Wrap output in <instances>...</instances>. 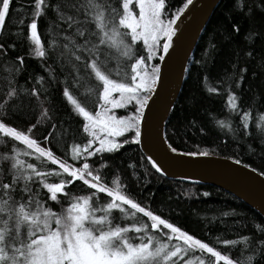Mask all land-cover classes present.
Returning a JSON list of instances; mask_svg holds the SVG:
<instances>
[{
    "label": "snow or ice",
    "instance_id": "obj_1",
    "mask_svg": "<svg viewBox=\"0 0 264 264\" xmlns=\"http://www.w3.org/2000/svg\"><path fill=\"white\" fill-rule=\"evenodd\" d=\"M133 3L138 15L130 8ZM191 3L192 0H187L169 18L166 0H120L118 6H113L110 0H32L30 22L25 25L26 39L33 46L30 52L45 60L51 57L66 67L71 83L64 87L62 94L75 114L82 118L81 130L87 136L83 147L80 144L71 146L73 160L83 158L87 161L94 155L112 154L125 144L141 143L145 109L156 91L161 74L160 64L152 61L157 56L160 61L165 59V55L158 53L169 52L176 35L173 26ZM235 7L242 5L237 2ZM49 10L53 13L49 29L55 38L49 39L46 49L38 33V19ZM9 11L10 0H0V33L5 31ZM19 23L24 25V19ZM232 31L239 32V26L233 24ZM255 35L250 32L246 39ZM138 41L142 42L146 55L136 54L133 46ZM3 48L4 45L0 44V49ZM16 59L23 63L22 58ZM126 67H130V73ZM244 71L240 69L241 74ZM43 79L40 77L37 82ZM241 79L242 75L236 80L237 86ZM82 84L85 87L81 95L95 97L94 110H89L70 93L69 87L78 88ZM207 90L217 91L215 87ZM17 94L12 81L8 80L0 110L6 109ZM31 95L39 99L37 89H32ZM129 105L134 111L127 115L114 113L115 109ZM228 106L232 110L238 107L236 96L231 92L228 93ZM248 115L244 113L245 121ZM41 118L50 119L43 107L37 124ZM260 121L264 122V115ZM217 123L221 127L226 126L223 121ZM35 127L33 124L25 132L0 120V134L31 150L23 152L24 155L35 154L41 163L48 161L59 169L41 171L33 163H27L25 167V162L18 159L21 152L15 147L11 149V155L0 156V160L8 164L4 177L8 182H0V191L3 192L0 197V264H238L168 219L141 206L127 194L119 177L106 183L100 172L106 167V162L94 170L89 162L74 167L58 159L52 150L41 147L29 135ZM243 127L247 130L248 124L245 122ZM257 127L264 133V125L257 124ZM44 140H49V137L45 136ZM169 149L177 152L171 144ZM183 154L208 156L210 153L189 151ZM149 163L155 172L163 175L156 162L149 160ZM235 163L240 164L241 161L237 159ZM64 174L67 178H61L59 182H46L48 176L63 177ZM32 181H38L46 190L48 200L56 203H61L58 194L67 195L65 189L73 181H82L93 191L88 195L75 196L66 208L62 205V210L57 213L33 199ZM18 187L28 195L27 202L13 200L12 191ZM98 194H104L107 202L101 204L94 199ZM203 195L209 194L205 192ZM33 203L35 207H32ZM114 212L120 213V219L125 222L123 225L114 223ZM137 214H142L147 220L137 222ZM257 230L264 234V228L257 226ZM219 242L229 246L243 244L248 248L252 254L247 257L246 264H253L255 257L264 258V240L258 241L260 247L248 236ZM196 252L201 255H195ZM203 254H208V258L205 259Z\"/></svg>",
    "mask_w": 264,
    "mask_h": 264
},
{
    "label": "trees",
    "instance_id": "obj_2",
    "mask_svg": "<svg viewBox=\"0 0 264 264\" xmlns=\"http://www.w3.org/2000/svg\"><path fill=\"white\" fill-rule=\"evenodd\" d=\"M31 2L10 0L5 31L0 33V44L4 45L0 49V103L4 102L8 80L12 81L18 93L6 109L0 110V120L25 132L36 124L29 135L41 147L52 150L58 159L74 167L89 162L95 170L99 164L106 162V167L100 169L106 183L119 177L126 186L127 194L141 206L168 219L238 264H246L247 257L252 254L248 248L243 244L229 246L219 241L248 236L260 247L258 241L264 240V234L257 230V226L264 228V218L231 194L213 186L172 181L159 175L147 161L139 144H125L112 154L94 155L87 161L72 159L71 146L80 144L83 147L87 136L81 130L82 118L75 114L62 94L64 87L71 83L66 67L54 62L51 57L45 60L30 52L33 46L26 39L25 25L30 22ZM119 2L110 0L113 6H118ZM186 2L166 0L167 16L170 18ZM237 2L242 7H235ZM52 18L53 13L49 10L38 19V33L46 49L49 39L55 38L49 29ZM20 19H24V25L19 23ZM233 24L239 26V32L232 31ZM250 32L256 35L246 39ZM212 45H215L214 50ZM133 47L138 56L146 55L142 42L138 41ZM48 51L51 53V49ZM16 57L22 58L23 63ZM152 63H159L158 56ZM240 69L245 71L241 74ZM126 71L130 73V67H126ZM241 75L243 79L237 86L236 80ZM40 77L44 79L38 83ZM84 87L85 84H82L78 88L69 87V90L89 110H94L95 97L82 96ZM209 87H215L217 91L209 92ZM34 88L39 99L31 95ZM229 92L236 96V110L228 106ZM42 107L47 109L50 119L41 118L37 124ZM117 112L125 114L124 110ZM245 112L249 114L247 121L244 120ZM261 115H264V0H222L192 56L188 78L166 124V140L182 152L208 151L235 161L238 159L261 173L264 172V133L257 127V124L264 125L260 121ZM217 121H223L226 126L221 127ZM245 122L247 130L243 127ZM45 136L49 140H44ZM13 147L21 152L18 159L25 162V167L27 163H33L41 171H59L57 165L48 161L41 163L35 154L24 155L23 152L31 150L0 134V156L11 155ZM7 168L8 164L0 160V182H8L4 179ZM61 178H67L66 174L63 177L48 176L46 182H59ZM30 187L34 200H39L57 213L62 210V205L66 208L75 196L88 195L93 191L82 181H73L65 189L67 195L58 194L61 203H56L48 200L46 190L38 181H32ZM205 192L209 195L204 196ZM12 196L15 201H28V195L22 193L19 187L12 191ZM94 199L102 204L108 198L98 194ZM32 207H35L34 203ZM113 216L114 223H125L120 219L119 212H114ZM137 217V222L147 220L142 214H137ZM195 255L201 253L196 252ZM203 256L208 258V254ZM253 264H264V258L255 257Z\"/></svg>",
    "mask_w": 264,
    "mask_h": 264
},
{
    "label": "water",
    "instance_id": "obj_3",
    "mask_svg": "<svg viewBox=\"0 0 264 264\" xmlns=\"http://www.w3.org/2000/svg\"><path fill=\"white\" fill-rule=\"evenodd\" d=\"M222 0H192L180 13L176 35L161 66L160 79L141 123L139 147L147 161L162 168L163 177L197 185L220 188L264 218V175L224 156H187L172 152L165 137L166 124L188 78L192 56ZM151 165V164H150Z\"/></svg>",
    "mask_w": 264,
    "mask_h": 264
},
{
    "label": "rangeland",
    "instance_id": "obj_4",
    "mask_svg": "<svg viewBox=\"0 0 264 264\" xmlns=\"http://www.w3.org/2000/svg\"><path fill=\"white\" fill-rule=\"evenodd\" d=\"M130 8H132V10L134 11V13L138 15V9L135 8L134 3H133V5H130ZM127 108H129V109H127ZM127 108L115 109V110H114V113H115L116 115H118V116H124V115H127L129 112H131V111L134 110V109L132 108L131 105H129ZM118 110H124L125 114L122 115V114L118 113V112H117ZM125 110H126V111H125ZM117 139H119V138H117ZM178 264H179V262H178Z\"/></svg>",
    "mask_w": 264,
    "mask_h": 264
}]
</instances>
